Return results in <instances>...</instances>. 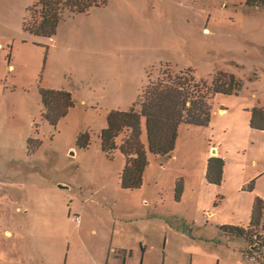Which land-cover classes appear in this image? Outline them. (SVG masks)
Listing matches in <instances>:
<instances>
[{"label":"rangeland","instance_id":"obj_1","mask_svg":"<svg viewBox=\"0 0 264 264\" xmlns=\"http://www.w3.org/2000/svg\"><path fill=\"white\" fill-rule=\"evenodd\" d=\"M32 4L0 0V264H264V249L222 230L248 226L264 201V131L250 127L264 107V7L108 0L65 10L44 38L22 30ZM166 66L198 84L230 74L241 87L211 98L208 125L180 124L169 157L148 151L141 118L142 185L124 189V137L107 154L100 132L110 111L140 113ZM41 88L71 96L56 125Z\"/></svg>","mask_w":264,"mask_h":264},{"label":"trees","instance_id":"obj_2","mask_svg":"<svg viewBox=\"0 0 264 264\" xmlns=\"http://www.w3.org/2000/svg\"><path fill=\"white\" fill-rule=\"evenodd\" d=\"M108 0H33L28 17L22 24L25 33L37 37L51 38L65 10L72 14L87 13L92 8L104 7ZM249 6H263L264 0H247ZM241 87L233 75L219 73L208 84L196 83L192 71L174 72L166 66L156 80H149L142 95L140 113L134 108L127 112L110 111L107 126L100 132L101 150L112 154L116 140L123 135L121 153L125 167L121 174L122 187L135 189L142 185V174L146 166L145 147L141 142V118L144 119L148 151L160 157H169L176 146L180 124L206 126L211 118L210 100L214 95L237 94ZM44 109V118L56 125L73 106L71 96L64 91L39 89ZM250 127L264 131V107L257 106L251 112ZM80 148H88V134L79 135ZM213 158L209 160L206 178L213 173ZM230 237L242 239L250 248L264 249V201L256 199L246 227L222 229ZM255 257V252L248 251ZM264 259V255L261 257Z\"/></svg>","mask_w":264,"mask_h":264}]
</instances>
